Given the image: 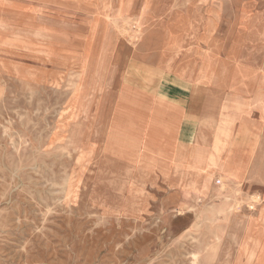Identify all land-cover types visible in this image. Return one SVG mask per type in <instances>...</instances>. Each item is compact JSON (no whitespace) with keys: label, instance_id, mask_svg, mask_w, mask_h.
Masks as SVG:
<instances>
[{"label":"rangeland","instance_id":"374dc122","mask_svg":"<svg viewBox=\"0 0 264 264\" xmlns=\"http://www.w3.org/2000/svg\"><path fill=\"white\" fill-rule=\"evenodd\" d=\"M2 1L26 8L31 19L15 44L0 40V51L21 57L19 76H0V264H191L201 243L208 245L206 264H264V233L250 261L235 243L249 216L264 226L250 210L253 194L264 205L260 186L237 191L245 178H235L221 194L216 184L231 182L218 172L221 161L191 166L184 186L205 190L195 208L201 218L194 210L178 215L168 186L185 167V144L197 130L186 124L187 141L179 140L185 110L172 115L170 99L192 104L187 112L199 124L220 119L214 130L199 127L215 150L222 126H231L230 112L220 118L216 103L229 90L226 55L234 54L254 63L235 59L253 72L237 94L256 97L264 110V0ZM126 87L168 96L141 139H126L138 164L103 150ZM91 143L96 150L82 149ZM80 169L82 180L73 181ZM224 199L220 210L209 209ZM129 208L139 209V221L122 213Z\"/></svg>","mask_w":264,"mask_h":264},{"label":"bare ground","instance_id":"6f19581e","mask_svg":"<svg viewBox=\"0 0 264 264\" xmlns=\"http://www.w3.org/2000/svg\"><path fill=\"white\" fill-rule=\"evenodd\" d=\"M128 10L129 9H125L122 16H120L118 18V20H117L118 26L122 25L119 23V19L121 17L126 18V13ZM30 19H31L30 13L26 10V8L16 7V6L11 5V4H6L3 2H0V27L6 28L9 25V26H13L15 28L13 35L10 33L8 36L5 34H4L5 36H3L1 34V36H0L1 42L11 43L13 41L16 43V41L19 39L18 33L22 32V30L30 24V21H29ZM139 25H141L142 27L144 26V24H139ZM5 55H6V59L9 61V64L6 65L5 68H2L0 66V76L4 72H7V73H9L15 77L19 76L20 72L16 68L17 62L19 60H21V57L19 56V54H16L13 52H5ZM226 56L233 64V67L230 70V86H229V89L231 90L233 97H235L237 95L238 86L240 84H242V85L248 84L247 80L250 79V77L253 75V72L246 69V67L239 66V63H237V61H235V58L232 55L229 54ZM161 74H163V73H161ZM33 89H36V86H34ZM177 91H178V89L175 88V92H177ZM167 98H168V96H166V95H156V94L148 93V92L141 91V90L136 91L130 87L123 88L121 93H119V95H118V100H117L116 104H114V113H113V117H112V120H111V123L109 126L108 134H107V136H105V142H104L105 148L103 150H107L110 154H112L116 157H120L122 159L137 163L135 158L138 155V150L136 149V146H130L126 139H128V137L131 136L134 138H138V140H140L143 133H144V130H145L146 121L154 119V117L156 115V113H155L156 108L159 107L160 105H162L166 101ZM254 99H256V97ZM171 105H174L175 108H177V109H174L171 107V109L173 110V111H171L172 115L181 113L184 109L174 101H172ZM157 111H158L157 113L161 116V110L159 109ZM176 111H178V112L176 113ZM59 112H60V110H59ZM224 115L226 116V114H224ZM179 117L181 118V115ZM226 117H225V120H226ZM225 129L227 131H226V133L222 134L221 143L215 147L214 152L210 155L211 163L219 162L222 160V156H223L224 151L226 149V146L228 144L232 128L229 125L222 126V131H224ZM202 132H203L202 129L198 128V133H197V136H196L194 142H190L191 147H194L198 144H201L200 140H204V143H206V145H208L209 140L207 138H204ZM201 137H203V138H201ZM11 143H13V142L11 141ZM90 146H91V148L90 147L84 148V146H83L82 149L83 150H96L97 146L95 144L91 143ZM139 165L142 167V169L144 168L145 171H146V168L150 166L149 164H147V165L146 164H139ZM190 168H191V166L186 165L185 167L175 169L174 174L175 175L180 174V176L178 175L180 178L178 181V179H175L176 176L174 175V179L171 178L172 181L168 183V186L173 189L174 194L176 195L174 197L171 196L170 201H171V203H174L175 205H180V207L177 206L175 209L176 212L178 213V215H183V214H186L187 211H193L194 210L197 213L196 217L201 218L200 212L198 210H195V208L197 207L198 204L203 203V200L201 199L200 196L205 192V190L202 188H197V187H191V188H187V189L185 188L184 184L187 181L188 177H190V176L192 177L194 175V174L192 175ZM80 171H81V169H80ZM213 171L214 170L211 169L210 171L206 172V176L209 179L213 178V175H212ZM82 174H83L82 171L80 173H78L76 177H73V181L74 180L75 181L76 180L77 181L82 180V176L84 175V174L83 175ZM223 176L227 177L231 182H230V184H227L226 182L223 181V182H218V184H216L217 190L221 194H222V190L226 189V187L228 185H234L233 180L235 179L234 177L227 176L225 174H223ZM168 177L169 176L164 175V178H168ZM247 178H248V174H247L246 178L244 179L243 183L238 184L239 188L236 189L237 191H239L240 188H243L244 186H246L248 184ZM169 179H170V177H169ZM180 180H181L182 184H180ZM183 180H185V181H183ZM181 195L184 197V199H178V196L180 197ZM252 197H253L254 202L252 203V205L250 207L251 213L253 215L257 214L256 218L260 219L264 224V205L260 202L261 200L259 198L258 193L253 194ZM224 201H225V199L221 200L220 204H217V205L215 202H209V204H210L209 209L211 211L220 210L222 208L220 205H222L223 204L222 202H224ZM134 203H137V202L134 201ZM186 203H190V209L189 210L182 209V207H181L182 205H185ZM240 208L241 207H239L238 209H240ZM233 210L234 209H231V208L228 210L229 212H231V213H229V215H233L236 219H239V220L242 219V217L244 216L242 214V211L238 210L234 213ZM122 213L124 215H127L128 217H130V216L134 217L136 219V221H139V219H141L140 211L137 208H129L127 211H124ZM214 215H216V214H214ZM207 217H209V216L207 215ZM254 218L255 217L249 216L247 218V220L246 219L243 221L241 220L242 223L245 222V226H243V227H245L244 228L245 232H242V230H241V232L244 233V235L241 237V239L239 237L237 241H235V239H234L236 244H240V249H244L245 254L248 256L249 261L252 259V257H256V251H257V249H259L258 246H260L262 241H263V233H264V226L262 225V227H259L256 224V220ZM122 219H124V218H122ZM164 219H165V217L161 218V221H163ZM164 223H165V221H164ZM141 233H142V231H141ZM218 238H219L218 235L215 234L214 238H212L211 241H216V239H218ZM251 242H255V244H257V245L253 246V245H251ZM207 247H208V245H206L205 243H201L200 246L196 247L190 253V255H191L190 263L191 264H206L207 258L204 256V254L206 251H208ZM227 248H228V246H227ZM228 255H229V253H228ZM222 257L224 258V256H222ZM223 258H221V261L223 260Z\"/></svg>","mask_w":264,"mask_h":264},{"label":"crops","instance_id":"0c3cea01","mask_svg":"<svg viewBox=\"0 0 264 264\" xmlns=\"http://www.w3.org/2000/svg\"><path fill=\"white\" fill-rule=\"evenodd\" d=\"M0 2L3 1L0 0ZM1 29H4V31H1ZM14 31L15 28L13 26L8 25L6 28L0 27V33L3 36H8L10 33L13 35ZM12 43L15 44L13 41L10 44ZM0 52H3L2 56L6 57L5 52L11 51L8 49H3ZM232 56L241 64L254 66V63L249 59H242L234 54ZM6 62L7 63L2 61L1 63L0 60V66L5 68V66L8 64V60ZM260 84L262 85L264 83L260 81ZM170 100L176 102L185 110L178 136L180 141L186 140L182 137L183 127L190 122L197 123L196 136L199 127L206 128L209 131L217 128L220 119L210 120L208 123L199 124L198 120L189 116L187 112L192 104L185 106L176 99ZM216 107L217 112H221L219 115L220 118L222 112L226 115H228V112H230L232 128L228 144L222 156L221 164L218 167V172L240 180L246 178L248 174L247 183L251 186H260L262 189L261 193L259 194H261L264 198V110H261L259 108L260 105L256 103L254 98H250V96L246 97L244 95L237 94L235 97H233L230 89L225 95H223V97L221 96V99L218 100V103H216ZM185 146L186 149L184 151L186 153V157L185 161L182 163L183 166H209L211 164L210 155L214 152L212 145L198 144L194 147H191L190 142L188 143L187 141ZM181 153L182 150L181 152L180 150H176L175 155L177 162L181 161H178L179 155H181ZM176 159L174 157L175 163Z\"/></svg>","mask_w":264,"mask_h":264}]
</instances>
